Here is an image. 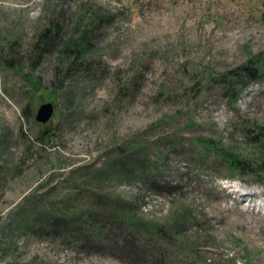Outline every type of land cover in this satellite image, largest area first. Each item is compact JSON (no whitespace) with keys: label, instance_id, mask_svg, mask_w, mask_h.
<instances>
[{"label":"rangeland","instance_id":"374dc122","mask_svg":"<svg viewBox=\"0 0 264 264\" xmlns=\"http://www.w3.org/2000/svg\"><path fill=\"white\" fill-rule=\"evenodd\" d=\"M0 264H264V0H0Z\"/></svg>","mask_w":264,"mask_h":264},{"label":"trees","instance_id":"16d2710c","mask_svg":"<svg viewBox=\"0 0 264 264\" xmlns=\"http://www.w3.org/2000/svg\"><path fill=\"white\" fill-rule=\"evenodd\" d=\"M84 38H85V34H84ZM57 39L58 38H56L55 35L50 36L48 34V29H46V32L44 31L42 34H40L38 41L35 42L34 45H33L34 46V51L37 52L36 53L37 58L42 57L43 53L48 52L53 47V45H55ZM79 41H81V40H79ZM71 43L69 45L68 44L65 45L66 48L64 50V53H70V54L76 55V58H73V60L71 61L74 64V60L79 58V52H81V48H82L83 44H80V42H79L78 45L72 43L74 45L73 46V45H71ZM71 46H72L73 50L71 49ZM6 63H9V62H6ZM258 73H259V69L258 68H252V67H250V65L245 64V65H242V66L237 67L236 69L232 70L230 72V77H232L231 78L232 81H234V79H238V80L242 79L241 80V84H242V88H244L246 86V80L247 79H251V77L255 78L256 77L255 75H258ZM205 144H206L205 148H207L208 150L212 149L213 146L211 144H209L207 141H205ZM224 156H226L225 157V162H227V165L231 169H238L239 171H241L242 169L251 167L247 163L246 159H240L238 156L231 155V154H226ZM259 165H261V164H259ZM117 213L119 215H115L114 216L115 218H117L119 221L125 220V215L123 213H121V212H117ZM74 219H76V218H74ZM56 222L60 223L62 221L61 220H56ZM68 227L69 226H66L65 228H67V230H68L70 228V227L69 228ZM72 229L73 228H70L68 231H70ZM67 230L66 229L65 230L62 229V230H60V233L64 232L66 234ZM156 231L159 232V230H157V229H156ZM75 233L76 232H74L72 235H76Z\"/></svg>","mask_w":264,"mask_h":264},{"label":"water","instance_id":"95a60500","mask_svg":"<svg viewBox=\"0 0 264 264\" xmlns=\"http://www.w3.org/2000/svg\"><path fill=\"white\" fill-rule=\"evenodd\" d=\"M36 110V121L45 123L50 119L54 112V104L52 102H43Z\"/></svg>","mask_w":264,"mask_h":264}]
</instances>
